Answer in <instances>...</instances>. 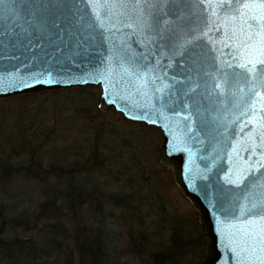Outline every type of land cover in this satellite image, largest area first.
Listing matches in <instances>:
<instances>
[{"label":"water","instance_id":"1","mask_svg":"<svg viewBox=\"0 0 264 264\" xmlns=\"http://www.w3.org/2000/svg\"><path fill=\"white\" fill-rule=\"evenodd\" d=\"M220 3L162 4L149 30L134 0H109L99 21L93 0H0V98L100 84L101 110L163 130L159 161L198 211L206 240L196 264H254L238 204L264 169L230 181L264 156V101L249 96L243 77L214 88L235 55L226 11L211 31L205 24L208 6ZM257 92L264 96L259 83ZM250 99L256 110L246 114Z\"/></svg>","mask_w":264,"mask_h":264},{"label":"rangeland","instance_id":"2","mask_svg":"<svg viewBox=\"0 0 264 264\" xmlns=\"http://www.w3.org/2000/svg\"><path fill=\"white\" fill-rule=\"evenodd\" d=\"M99 85L0 98V264H196L198 211L162 131L101 110Z\"/></svg>","mask_w":264,"mask_h":264},{"label":"snow or ice","instance_id":"3","mask_svg":"<svg viewBox=\"0 0 264 264\" xmlns=\"http://www.w3.org/2000/svg\"><path fill=\"white\" fill-rule=\"evenodd\" d=\"M134 2L142 5L140 11L141 16L144 17L143 27L150 30L154 18L153 13L162 11L160 5L178 3L179 0H134ZM194 2L200 3V0H194ZM93 4L97 9L96 16L99 21V10L108 9L109 0H93ZM208 8L209 14L205 19V24L209 31L220 23L218 12L226 11L224 24L232 26L228 39L233 41L235 50L232 62L226 64V68L233 71L225 75L223 83L214 84V88H226L229 76L243 77L251 85L248 89L249 96L255 93L259 100L264 101V96L257 92V83L264 87V2L256 4L243 3L242 0H221L220 4L209 5ZM167 23L165 21V24ZM101 26H103L102 22ZM258 65L261 66L259 69ZM255 110L256 100L250 99L245 113L251 114ZM247 123L250 124L252 121L249 120ZM260 127L264 128V122L260 124ZM251 151L252 155H255L256 146L254 144ZM261 169H264V156L257 160L255 165H249L246 175L242 174L230 183L239 184ZM257 189L256 192L245 196L243 202L238 204V219L245 222L239 230L246 242H251L248 249L249 259L253 260L254 264H264V255H257L258 252L264 254V182L258 184Z\"/></svg>","mask_w":264,"mask_h":264}]
</instances>
